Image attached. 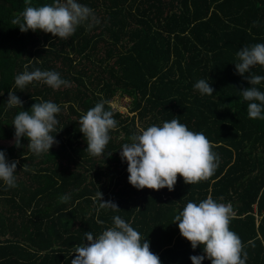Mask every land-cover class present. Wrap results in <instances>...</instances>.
Segmentation results:
<instances>
[{
    "label": "trees",
    "instance_id": "16d2710c",
    "mask_svg": "<svg viewBox=\"0 0 264 264\" xmlns=\"http://www.w3.org/2000/svg\"><path fill=\"white\" fill-rule=\"evenodd\" d=\"M77 2L90 7L95 19L63 40L42 30L21 32L12 20L25 0H0V141L10 144L0 150L9 162L19 161L18 186L7 188L0 180V264H71L75 247L86 243L85 232L98 236L116 215L150 242L162 264H193L192 255L206 257L203 246L193 249L173 221L189 201L209 196L237 210L229 227L242 240L246 264H264V120L249 118L241 90L251 84L235 68L241 47L264 43V0ZM26 64L28 71H57L69 84L53 89L34 81L21 91L15 77ZM252 72L264 76V66ZM200 79L209 80L213 95L195 89ZM256 87L264 91V82ZM10 90L24 108H7ZM119 95L130 98L127 113L110 102ZM102 99L110 102L118 127L104 153L94 157L78 121ZM42 101L57 103L61 112L52 133L58 143L37 156L27 137L15 146L12 122ZM172 119L206 135L218 166L192 185L178 175L172 191L135 188L122 145L141 129ZM100 191L119 211L99 207ZM63 195L70 197L65 203ZM202 264L211 261L206 257Z\"/></svg>",
    "mask_w": 264,
    "mask_h": 264
},
{
    "label": "clouds",
    "instance_id": "9594fccd",
    "mask_svg": "<svg viewBox=\"0 0 264 264\" xmlns=\"http://www.w3.org/2000/svg\"><path fill=\"white\" fill-rule=\"evenodd\" d=\"M94 19L93 10L77 0H54L39 7L33 6L32 0H25L24 10L13 18L12 24L17 25L21 32L42 30L67 40L78 26L87 24L91 27L90 21ZM236 56V72L251 84V87L241 90L243 99L249 102L248 116L253 120H264V91L256 87L264 82V76L252 72L255 66H264V43L243 46ZM28 67L24 65L25 70L15 77V87L21 91L34 81L43 82L53 89L69 84L57 71L39 68L28 71ZM194 87L202 95H213L215 91L206 79H200ZM6 106L9 109L24 108V102L16 91L10 90ZM60 112L61 107L52 101L37 102L30 110L19 111L12 122L15 146L21 147L22 138L27 137L28 149L35 155L50 152L58 143L52 133H57V115ZM78 122L79 130L87 141L86 151L94 157L102 155L110 141V131L118 127L110 102L103 99L97 102ZM130 140V143L122 145L120 156L127 161L129 183L137 189L159 191L167 187L172 191L178 175L186 184L192 185L207 180L218 166L219 157L206 135L189 130L177 119L166 121L162 126L141 129ZM18 163V160L9 162L6 152L0 150V180L7 188L18 186ZM22 170H28L26 164ZM97 197L101 209L119 211L117 203L104 200L101 191ZM59 199L65 203L70 197L63 195ZM233 217L230 205L218 203L209 196L198 204L189 201L174 217L173 223L178 222L181 235L191 242L193 249L203 246L211 264H246L248 255L242 240L229 227ZM97 223L104 222L98 219ZM85 237L86 243L75 247L73 253L76 255L71 264H162L160 257L150 250V242L119 215L114 216L113 225L98 236L88 231ZM206 257L192 255L190 258L193 264H202Z\"/></svg>",
    "mask_w": 264,
    "mask_h": 264
},
{
    "label": "rangeland",
    "instance_id": "374dc122",
    "mask_svg": "<svg viewBox=\"0 0 264 264\" xmlns=\"http://www.w3.org/2000/svg\"><path fill=\"white\" fill-rule=\"evenodd\" d=\"M114 108L119 109L121 112L127 113L131 105L130 98L125 96H116L110 101ZM38 161V160H37ZM40 163V162H39ZM40 165V164H39ZM47 165V164H46Z\"/></svg>",
    "mask_w": 264,
    "mask_h": 264
},
{
    "label": "built area",
    "instance_id": "2783aa9c",
    "mask_svg": "<svg viewBox=\"0 0 264 264\" xmlns=\"http://www.w3.org/2000/svg\"><path fill=\"white\" fill-rule=\"evenodd\" d=\"M221 203H223V204H225V205H230V206L232 207V209H233L234 216H236V215H237V210L233 208V205H232V203H231V202L227 201V202H221Z\"/></svg>",
    "mask_w": 264,
    "mask_h": 264
},
{
    "label": "crops",
    "instance_id": "0c3cea01",
    "mask_svg": "<svg viewBox=\"0 0 264 264\" xmlns=\"http://www.w3.org/2000/svg\"><path fill=\"white\" fill-rule=\"evenodd\" d=\"M0 144H3L4 146H9L10 145V144H7L6 142H3V141H0Z\"/></svg>",
    "mask_w": 264,
    "mask_h": 264
}]
</instances>
